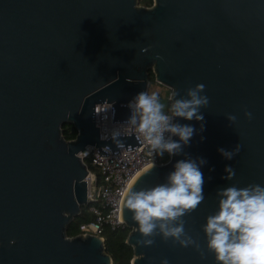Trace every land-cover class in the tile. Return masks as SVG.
<instances>
[{"label":"water","instance_id":"water-1","mask_svg":"<svg viewBox=\"0 0 264 264\" xmlns=\"http://www.w3.org/2000/svg\"><path fill=\"white\" fill-rule=\"evenodd\" d=\"M149 71L170 88V103L173 90L178 99L203 84L209 104L200 109L203 131L183 153L145 169L129 190L165 183L178 160L203 158L204 200L182 217L197 250L141 237L125 196L131 264H216L202 228L217 211L218 190L264 186V0H0V264H112L99 236L67 235L90 203L78 152L95 145L106 155L107 145L119 153L100 139L94 106L110 102L112 122H126L127 103L148 91ZM228 114L237 121L230 125ZM67 123L73 139L62 134ZM119 139L124 150L142 144L136 132ZM237 144L230 160L217 151ZM225 166L235 170L231 180Z\"/></svg>","mask_w":264,"mask_h":264},{"label":"clouds","instance_id":"clouds-1","mask_svg":"<svg viewBox=\"0 0 264 264\" xmlns=\"http://www.w3.org/2000/svg\"><path fill=\"white\" fill-rule=\"evenodd\" d=\"M140 51L146 52L148 48ZM156 59L163 58L157 54ZM204 89L203 84H197L178 99H174L178 92L173 90L167 112L157 92L141 91L127 105L130 115L124 126L142 136L153 155H181L194 134L203 131L200 109L209 104V98L201 94ZM243 115L252 119L250 111L244 110ZM176 118L201 122L200 129L174 122ZM226 119L231 125L237 121V116L228 114ZM100 138L111 139L117 148L123 147L119 130L110 135L103 133ZM200 139L204 138L201 136ZM241 147L237 144L231 151L223 148L217 151L224 159L230 160ZM104 150L111 152L107 145ZM204 164L206 160L203 158L178 160L165 183L127 192L124 206L132 213L131 219L137 226L135 231L141 237L160 235L165 241L171 238L181 247L195 246L199 250L196 241L186 233L182 217L197 209L204 200V177L200 170ZM224 171L227 173L223 177L225 180H231L235 175L231 166H225ZM216 195L217 211L206 217L202 228L207 250L214 254L216 264H264V186L250 184L238 188L232 185L218 190ZM137 243L148 246L153 240L142 239ZM161 264L168 262L165 259Z\"/></svg>","mask_w":264,"mask_h":264},{"label":"built area","instance_id":"built-area-1","mask_svg":"<svg viewBox=\"0 0 264 264\" xmlns=\"http://www.w3.org/2000/svg\"><path fill=\"white\" fill-rule=\"evenodd\" d=\"M94 121L99 127L100 137L103 133L110 135L114 130L135 132L125 127V122H112L110 102L95 104ZM137 135L142 144L127 150H124L123 145L118 148L119 153L108 152L106 155H101L97 153L95 145H87L83 151L78 152L88 170L85 177L87 198L90 201L88 207L94 215V219L80 225V233L97 235L104 241L103 229L105 225L113 229L125 227L122 219V204L127 191L136 177L145 169L153 163L165 162L163 157L168 156L167 154L163 157L153 155L143 137L138 133ZM87 160L98 169L99 176L88 166Z\"/></svg>","mask_w":264,"mask_h":264},{"label":"trees","instance_id":"trees-1","mask_svg":"<svg viewBox=\"0 0 264 264\" xmlns=\"http://www.w3.org/2000/svg\"><path fill=\"white\" fill-rule=\"evenodd\" d=\"M149 85L156 84L157 82L154 79V74L149 71L148 74ZM165 111L167 112L168 106H170V100L166 99L165 101ZM76 129L72 124H64L62 126V134L65 139H73L76 135ZM164 160H168V156L163 157ZM88 166L96 171L97 176H99L98 169L92 166L89 161H86ZM94 219L93 213L89 210L88 205L82 207L81 214L74 218V220L67 226V235L73 236L80 233V225L82 223L88 222ZM128 227H118L110 228L108 225L104 226L103 235H104V246L105 250L112 257V264H131V259L133 256L132 247L126 243V237L129 232Z\"/></svg>","mask_w":264,"mask_h":264},{"label":"rangeland","instance_id":"rangeland-1","mask_svg":"<svg viewBox=\"0 0 264 264\" xmlns=\"http://www.w3.org/2000/svg\"><path fill=\"white\" fill-rule=\"evenodd\" d=\"M147 92H157L160 96L161 102L165 104L166 99H169L170 88H168L166 85L157 82L156 84L149 85Z\"/></svg>","mask_w":264,"mask_h":264},{"label":"flooded vegetation","instance_id":"flooded-vegetation-1","mask_svg":"<svg viewBox=\"0 0 264 264\" xmlns=\"http://www.w3.org/2000/svg\"><path fill=\"white\" fill-rule=\"evenodd\" d=\"M153 3V0H139V5L150 7Z\"/></svg>","mask_w":264,"mask_h":264}]
</instances>
